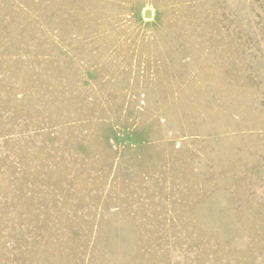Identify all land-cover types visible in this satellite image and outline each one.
<instances>
[{
  "label": "rangeland",
  "instance_id": "obj_1",
  "mask_svg": "<svg viewBox=\"0 0 264 264\" xmlns=\"http://www.w3.org/2000/svg\"><path fill=\"white\" fill-rule=\"evenodd\" d=\"M0 264H264V0H0Z\"/></svg>",
  "mask_w": 264,
  "mask_h": 264
}]
</instances>
